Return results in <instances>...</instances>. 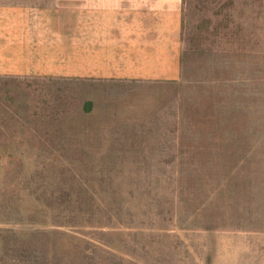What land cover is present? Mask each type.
<instances>
[{"label":"rangeland","instance_id":"1","mask_svg":"<svg viewBox=\"0 0 264 264\" xmlns=\"http://www.w3.org/2000/svg\"><path fill=\"white\" fill-rule=\"evenodd\" d=\"M189 2L176 83L0 78V264H264V0Z\"/></svg>","mask_w":264,"mask_h":264},{"label":"crops","instance_id":"2","mask_svg":"<svg viewBox=\"0 0 264 264\" xmlns=\"http://www.w3.org/2000/svg\"><path fill=\"white\" fill-rule=\"evenodd\" d=\"M188 4L189 0H0V78H116L158 87L176 83L184 70ZM133 100L126 98L133 117L155 116V102L162 101L142 93Z\"/></svg>","mask_w":264,"mask_h":264}]
</instances>
